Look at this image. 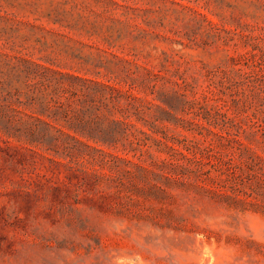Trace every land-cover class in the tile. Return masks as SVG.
Wrapping results in <instances>:
<instances>
[{"label": "rangeland", "instance_id": "obj_1", "mask_svg": "<svg viewBox=\"0 0 264 264\" xmlns=\"http://www.w3.org/2000/svg\"><path fill=\"white\" fill-rule=\"evenodd\" d=\"M0 264H264V0H0Z\"/></svg>", "mask_w": 264, "mask_h": 264}, {"label": "trees", "instance_id": "obj_2", "mask_svg": "<svg viewBox=\"0 0 264 264\" xmlns=\"http://www.w3.org/2000/svg\"><path fill=\"white\" fill-rule=\"evenodd\" d=\"M7 132L9 135L17 136L21 139L26 138L27 141L30 142H40V138H38V135H40V133L32 126L27 129L13 127V129H9Z\"/></svg>", "mask_w": 264, "mask_h": 264}]
</instances>
